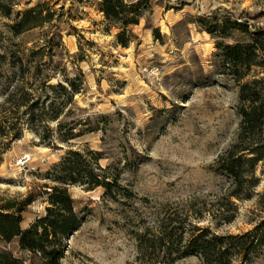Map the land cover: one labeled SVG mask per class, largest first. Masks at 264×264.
Returning a JSON list of instances; mask_svg holds the SVG:
<instances>
[{"label": "rangeland", "instance_id": "rangeland-1", "mask_svg": "<svg viewBox=\"0 0 264 264\" xmlns=\"http://www.w3.org/2000/svg\"><path fill=\"white\" fill-rule=\"evenodd\" d=\"M150 1L153 10L132 26L127 47L101 0H14V12L37 4L44 15L54 11L52 21L20 34L10 28L15 13L0 12V50L7 57L0 116L10 113L3 104L17 83L32 93L14 114L21 123L10 135L20 138H6L0 150V207L33 193L37 200L22 213V225L34 223L48 206L43 191L56 184L50 174L70 149L99 151L100 165L119 175L117 199L104 196L102 187L68 184L82 222L67 238L63 264H128L136 254L134 231L166 204L195 203L203 213L197 223L219 233L246 232L261 218L257 196L237 200L230 223L210 213L228 186L215 161L235 141L240 122L239 88L214 53L218 40L243 36L215 38L208 29L220 33L228 20L264 27V0ZM71 80L83 88L74 98ZM58 83L66 89L49 87ZM35 100V113L46 122L32 118L28 106ZM53 111H61L58 120L50 118ZM74 126L88 131L65 141ZM257 174L261 193L264 162ZM11 248L18 250L16 243ZM173 264L203 261L190 255ZM249 264H264V253Z\"/></svg>", "mask_w": 264, "mask_h": 264}, {"label": "trees", "instance_id": "trees-1", "mask_svg": "<svg viewBox=\"0 0 264 264\" xmlns=\"http://www.w3.org/2000/svg\"><path fill=\"white\" fill-rule=\"evenodd\" d=\"M15 4L14 0H0L2 14L12 17L15 13L10 25L15 34L53 20L54 11L47 9L44 15L41 4L14 12ZM101 9L120 29L118 42L127 47L134 37L132 26L152 12L153 6L150 0H101ZM218 27L220 33L208 29L215 38L235 33L243 36L234 42L218 40L214 53L239 88L236 108L240 122L235 141L215 161L216 171L227 177L228 186L217 198L216 207L209 211L214 217L219 216L222 223H230L237 217V200L257 196L261 218L246 232L219 233L197 223L195 219L203 213L195 210V203L166 204L152 220L143 221L142 227L134 231L136 254L128 264H173L190 255H199L203 264H249L264 253V192L257 191L262 181L257 167L264 162V27L239 20H228ZM6 58L0 50V71ZM248 77L251 79L246 81ZM69 86L73 98L83 90L74 80ZM49 87L66 89L62 83L49 84ZM30 96L32 93L20 83L8 93L3 105H8L10 113L0 116V150H4L8 142L20 138V133L10 135L14 126L21 123V117L14 114L27 104ZM37 103L35 100L28 106L29 112L38 122H46L35 113ZM53 112L50 118L58 120L61 111ZM58 126L61 129L63 123ZM84 131L88 128L77 131L74 126L64 140L74 139ZM6 138L10 140L6 142ZM101 158L97 150L70 149L50 174L56 184L43 191L48 200L45 213L28 227L22 225V213L37 200L36 195L31 193L19 202L8 201L0 207V264H63L67 238L82 222L68 184L80 183L89 189L102 187L104 196L117 199L115 188L120 187L119 175H111L109 166L103 168L99 163ZM13 243L17 251L11 248Z\"/></svg>", "mask_w": 264, "mask_h": 264}, {"label": "built area", "instance_id": "built-area-1", "mask_svg": "<svg viewBox=\"0 0 264 264\" xmlns=\"http://www.w3.org/2000/svg\"><path fill=\"white\" fill-rule=\"evenodd\" d=\"M23 160L28 161V160H30V158L29 157H24Z\"/></svg>", "mask_w": 264, "mask_h": 264}]
</instances>
